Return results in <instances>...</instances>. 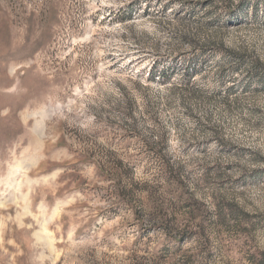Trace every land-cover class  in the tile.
I'll list each match as a JSON object with an SVG mask.
<instances>
[{"label": "rangeland", "instance_id": "374dc122", "mask_svg": "<svg viewBox=\"0 0 264 264\" xmlns=\"http://www.w3.org/2000/svg\"><path fill=\"white\" fill-rule=\"evenodd\" d=\"M0 264H264V0H0Z\"/></svg>", "mask_w": 264, "mask_h": 264}, {"label": "trees", "instance_id": "16d2710c", "mask_svg": "<svg viewBox=\"0 0 264 264\" xmlns=\"http://www.w3.org/2000/svg\"><path fill=\"white\" fill-rule=\"evenodd\" d=\"M157 206H154L153 208L156 209Z\"/></svg>", "mask_w": 264, "mask_h": 264}, {"label": "bare ground", "instance_id": "6f19581e", "mask_svg": "<svg viewBox=\"0 0 264 264\" xmlns=\"http://www.w3.org/2000/svg\"><path fill=\"white\" fill-rule=\"evenodd\" d=\"M47 243V242H46Z\"/></svg>", "mask_w": 264, "mask_h": 264}]
</instances>
